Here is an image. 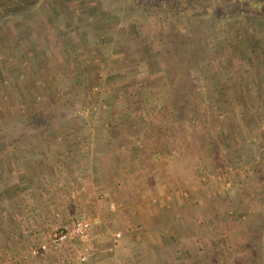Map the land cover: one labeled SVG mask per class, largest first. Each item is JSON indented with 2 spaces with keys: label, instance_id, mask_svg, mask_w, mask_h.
I'll use <instances>...</instances> for the list:
<instances>
[{
  "label": "rangeland",
  "instance_id": "obj_1",
  "mask_svg": "<svg viewBox=\"0 0 264 264\" xmlns=\"http://www.w3.org/2000/svg\"><path fill=\"white\" fill-rule=\"evenodd\" d=\"M121 113L136 124L102 126L107 150L113 127L145 150L137 175H113L135 179L137 205L103 195V219L81 209L85 264H264V0H0V191L22 151ZM3 202L5 238L19 225ZM41 242L0 243V264H80L79 243L27 257Z\"/></svg>",
  "mask_w": 264,
  "mask_h": 264
},
{
  "label": "crops",
  "instance_id": "obj_2",
  "mask_svg": "<svg viewBox=\"0 0 264 264\" xmlns=\"http://www.w3.org/2000/svg\"><path fill=\"white\" fill-rule=\"evenodd\" d=\"M124 115L121 113L117 118L112 116L108 120L110 122L103 119L97 120L96 133L93 132L91 135L87 132L84 135L83 133L78 135L76 132L69 133L63 136V143L57 136L50 135L47 140L44 139L47 143L45 147L48 149L37 150L35 146L22 151L17 161L21 171L16 183L14 182V189L9 193L5 191L8 189V184L1 185L0 201L5 200V203H8L7 209L17 216L19 225L14 229L11 223L3 224L8 228L5 238L2 234L4 228L0 229V243H7L3 246H8V244L10 247L12 244L23 246L30 241L41 242L54 223L68 221L76 217L78 213L87 215V211L81 209L85 207L90 209L92 205V212L97 213V216L103 219V213L100 211L101 205H99L103 195L115 199L122 197L125 201L130 199L128 204L137 205L136 202L133 203L131 196V194L136 196L134 192L137 189L133 188L135 179L128 175L127 179L124 178L122 182L113 175L123 176L127 173L137 175L139 172L131 171L129 164L135 156L145 150L140 149L142 152H137V148L130 144L131 136L125 132H119L116 127H113V130L114 136L120 143L119 147L116 151L107 150V143L113 138L105 135L102 126L103 124L113 125V122L117 120L122 127L136 124L135 120ZM149 164L152 165L151 161ZM151 173V168H146L143 173L146 176L143 178L147 181L150 178L147 176ZM120 182L122 184H119ZM81 184L86 186L87 191L79 194L80 197L76 199L73 190L80 188ZM19 228L23 233L20 242L17 239ZM111 254H113V249L103 255L107 256V260H113L114 256L111 257ZM35 264H40V262Z\"/></svg>",
  "mask_w": 264,
  "mask_h": 264
},
{
  "label": "built area",
  "instance_id": "obj_3",
  "mask_svg": "<svg viewBox=\"0 0 264 264\" xmlns=\"http://www.w3.org/2000/svg\"><path fill=\"white\" fill-rule=\"evenodd\" d=\"M92 234V220L85 214H79L68 223L55 227L47 234V240L32 246L27 251V257L35 258L44 256L49 251L56 254L57 258L69 252L71 246L79 243L80 249L77 260L85 264L90 259L91 248L89 241ZM117 238L120 233H116Z\"/></svg>",
  "mask_w": 264,
  "mask_h": 264
},
{
  "label": "trees",
  "instance_id": "obj_4",
  "mask_svg": "<svg viewBox=\"0 0 264 264\" xmlns=\"http://www.w3.org/2000/svg\"><path fill=\"white\" fill-rule=\"evenodd\" d=\"M140 1V0H139ZM138 2V1H137ZM142 3H144V2H140V4H142Z\"/></svg>",
  "mask_w": 264,
  "mask_h": 264
}]
</instances>
